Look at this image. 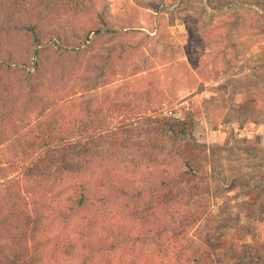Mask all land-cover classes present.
Here are the masks:
<instances>
[{"label": "rangeland", "instance_id": "obj_1", "mask_svg": "<svg viewBox=\"0 0 264 264\" xmlns=\"http://www.w3.org/2000/svg\"><path fill=\"white\" fill-rule=\"evenodd\" d=\"M94 2L98 10L105 12L116 33L111 40L108 36L99 40L96 49L84 51L80 63L63 85L47 88L53 103L49 111L74 122L82 101L94 95L97 110L102 111L105 106V113L114 116L113 123L119 127L126 122L123 115L117 116L118 103L136 102L142 93L148 97L150 116L182 112L183 107H190L196 122L194 140L208 155V174L198 179V183L209 194L195 198L189 206L190 213L181 214L171 230L183 226V231L185 225H191L186 233L197 244L210 249L214 264H264V14L257 10L264 0ZM74 23L78 27L87 26L92 23V17H57L53 26L47 27L63 24L70 28ZM104 43L117 47L113 54L114 69L105 86L89 90L82 84V75L89 63L96 61L93 56L98 51L104 52ZM51 80L52 77L46 80L48 87ZM25 117V121L0 125V136L8 137L6 143L0 144L3 190L5 185L14 186L16 180L24 178L25 170L33 162L18 161L12 149L16 135H23L38 121L34 115ZM146 119L136 121L142 123ZM129 149L132 150L123 149L122 160L138 155L134 145ZM54 154L64 156L63 148ZM116 165L119 180H128L135 187L146 183L148 171L154 168L147 165L136 168L133 163ZM169 166L174 173L182 170L180 161L170 162ZM157 172L161 173L160 167ZM85 178L93 188L99 187L92 177ZM81 181L67 175L53 187L47 182L43 190L51 205L43 237L51 244L73 241L78 245L75 255L49 264L130 262L131 256L125 252L111 254L99 249L87 259L88 245H96V239L105 238L110 230L115 234L136 235L140 228L123 208L124 203L114 202L113 198L104 205L99 196L93 200L92 213L71 214V198ZM117 184L115 189L105 190L106 195L113 196L121 181ZM194 184L197 185L196 180L186 181L172 190H190ZM30 187L36 189L35 193L39 191L34 181ZM147 202L155 201L150 197ZM138 206L142 209L146 204ZM138 257L137 264L169 261L151 255L146 248Z\"/></svg>", "mask_w": 264, "mask_h": 264}, {"label": "trees", "instance_id": "obj_2", "mask_svg": "<svg viewBox=\"0 0 264 264\" xmlns=\"http://www.w3.org/2000/svg\"><path fill=\"white\" fill-rule=\"evenodd\" d=\"M258 9L264 14V3ZM62 16H91L92 23L47 27ZM115 33V27L94 0H0V125L25 121V115H34L38 120L23 135H16L12 146L18 161L33 162L14 186L0 188V264H49L75 255L76 242L56 245L43 237L51 208L43 190L47 182L53 187L67 175L82 180L71 198V214L92 213L93 200L99 196L104 205L113 198L114 202L124 203L123 208L140 228L136 235L110 230L105 238L96 239V245H88L87 259L98 249L111 254L122 251L131 256L126 264H137L141 250L146 248L151 255L169 260L168 264H214L210 249L186 233L191 225H185L183 231V226L171 230L181 214L190 213L189 206L195 198L209 194L198 183L208 174V155L194 140L196 122L190 107L150 116L148 97L142 93L140 101L118 103L117 116L123 115L126 122L119 127L113 123L114 116L105 113V106L97 110L94 95L82 101L74 122L49 111L53 103L47 88L63 85L84 51L96 49L99 40L107 36L111 40ZM102 50L93 56L96 61L89 63L82 75V84L89 90L105 86L114 69L117 47L104 43ZM51 77L48 87L46 80ZM143 117L147 118L144 122L136 121ZM92 132L96 133L83 139ZM7 140L4 134L0 136V144ZM131 145L138 155L122 160L123 149L131 151ZM60 147L64 156L57 157L54 153ZM174 161L182 163L177 173L169 166ZM124 163L154 168L147 167L146 183L135 187L117 176L116 164ZM157 167L161 168L160 174ZM86 176L96 180L99 187L93 188ZM195 180L197 185L190 190H172L177 184ZM33 181L39 187L37 193L30 189ZM118 181L121 185L114 195H106L105 190L115 189ZM150 197L155 201L152 204L147 202ZM142 203L146 206L140 209L138 205Z\"/></svg>", "mask_w": 264, "mask_h": 264}]
</instances>
